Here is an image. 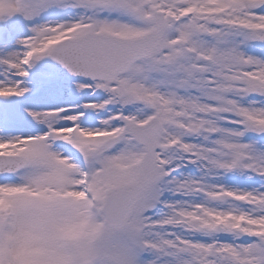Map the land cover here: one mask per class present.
<instances>
[{
    "label": "snow or ice",
    "instance_id": "6c2138e0",
    "mask_svg": "<svg viewBox=\"0 0 264 264\" xmlns=\"http://www.w3.org/2000/svg\"><path fill=\"white\" fill-rule=\"evenodd\" d=\"M0 264H264V0H0Z\"/></svg>",
    "mask_w": 264,
    "mask_h": 264
}]
</instances>
